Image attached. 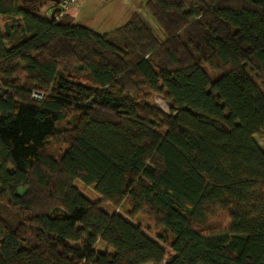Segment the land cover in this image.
<instances>
[{"label": "trees", "instance_id": "trees-1", "mask_svg": "<svg viewBox=\"0 0 264 264\" xmlns=\"http://www.w3.org/2000/svg\"><path fill=\"white\" fill-rule=\"evenodd\" d=\"M42 3L0 0V264H264V0H146L163 41Z\"/></svg>", "mask_w": 264, "mask_h": 264}, {"label": "rangeland", "instance_id": "rangeland-1", "mask_svg": "<svg viewBox=\"0 0 264 264\" xmlns=\"http://www.w3.org/2000/svg\"><path fill=\"white\" fill-rule=\"evenodd\" d=\"M145 1L146 0H75L72 6L67 10L68 19L73 23L84 25L93 31L102 34L111 31L136 16H139L150 26L154 34L163 41L166 37L165 33L145 8ZM42 4L40 11H47L48 9L50 11L52 6L50 1L43 0ZM208 74L214 77L216 72L210 69ZM260 86L262 87V85ZM149 101L165 112L171 111L168 100L161 94H153ZM254 138L257 143L264 148V131L255 134ZM76 183L83 187L93 199L100 198L96 191L89 186L83 185L80 180H77ZM122 211V209H116V212L121 213L124 217L129 219ZM130 221L135 224L139 223L143 226V231L147 236L156 239L154 235V225L148 215L138 214ZM161 245L165 248L164 244ZM95 250L100 252H113V249L108 247L103 241H98L95 244Z\"/></svg>", "mask_w": 264, "mask_h": 264}, {"label": "water", "instance_id": "water-1", "mask_svg": "<svg viewBox=\"0 0 264 264\" xmlns=\"http://www.w3.org/2000/svg\"><path fill=\"white\" fill-rule=\"evenodd\" d=\"M46 1H50L52 3V9L50 12L51 16H54V14L60 11V7L58 6V4H60L62 0H46ZM4 92H5V89L0 87V96L3 95Z\"/></svg>", "mask_w": 264, "mask_h": 264}, {"label": "built area", "instance_id": "built-area-1", "mask_svg": "<svg viewBox=\"0 0 264 264\" xmlns=\"http://www.w3.org/2000/svg\"><path fill=\"white\" fill-rule=\"evenodd\" d=\"M75 0H62L58 6L60 7L59 15L66 12L74 3Z\"/></svg>", "mask_w": 264, "mask_h": 264}]
</instances>
